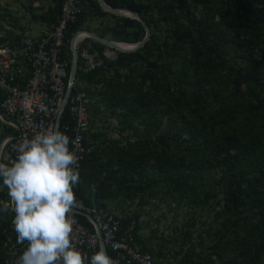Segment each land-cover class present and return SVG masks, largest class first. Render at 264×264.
<instances>
[{
  "label": "trees",
  "instance_id": "1",
  "mask_svg": "<svg viewBox=\"0 0 264 264\" xmlns=\"http://www.w3.org/2000/svg\"><path fill=\"white\" fill-rule=\"evenodd\" d=\"M62 1L57 4L56 11L40 23L41 26L55 22ZM103 1L111 8L119 7L116 0ZM190 1L200 4L206 14H216L219 18L218 26L206 17L197 20L189 17L185 0H176L175 4L155 5L156 14L167 13L161 17L165 26L177 23L176 14H182L187 25L175 29V37L150 36V42H146L125 61L118 53L114 60H103L104 69L87 75L76 71V83L84 85L76 91L92 97L85 86L97 83L100 72L105 69L124 70L131 62L140 60L137 53L143 51L147 44L152 42L156 46L155 54L150 51L145 54L146 59L152 60L147 63L150 67L144 68L142 72L140 84H146V89L141 91V96L136 91L137 83L117 78L114 83L108 82L106 91L95 97V105L90 102L91 106L89 104L88 107L91 126L102 105L111 114L116 112L126 120L145 123L142 131L137 133L133 129L137 135L133 144L124 147L111 144L110 147H104L107 154L102 149L104 134H93L100 149L94 148L84 157L79 173L86 166L92 168L101 165V158L105 157L106 168L114 163L116 173L139 177L137 168L148 163L159 175L158 179L152 177L147 182L149 186L171 178L186 181L200 176L204 179L201 188L205 192L209 177L216 170L219 172L218 182L223 195V211L227 213L222 230L230 236L233 227L229 224L231 217L239 218L241 212L249 209L250 213L243 215L248 221L241 220L243 226L239 229L245 230L248 239L240 245L239 242L234 243L231 237L224 240L226 235H223L219 244L210 246V253L201 262L257 264L264 249V5L259 4L264 3V0H220V12L216 13L218 5L213 11V2L210 0ZM90 6L93 8L90 16H93L94 9L99 6L97 3H91ZM126 8L138 14L149 26L140 7L127 4ZM82 18L79 16L75 23L66 26V40L79 30ZM123 20L135 23V20ZM24 31L25 26L20 32ZM102 38L121 41L116 34ZM90 45L98 54L103 50V46L97 43L91 42ZM162 124L165 126L161 130L159 127ZM129 127L132 128V125ZM150 133H154L153 137ZM122 186L127 190L125 181ZM5 189L0 181V200L5 197ZM139 189V186L135 187V191ZM74 193L85 206L111 209L97 199H85L76 187ZM100 193L104 196L103 189H100ZM206 199L202 197L203 201ZM254 215L258 216L255 225L253 223L248 229L245 228L247 223L252 222L253 217H249ZM118 218L121 226L125 227L127 221L134 217L127 215ZM9 220V213H0V228L5 229L12 240H16L15 230L8 228ZM232 230L238 232L235 227ZM131 234L142 252L148 253L155 263L168 264L160 258H154L142 246L135 226ZM227 245L237 250L233 260L226 258V252L232 250ZM3 258L4 249L0 244V264ZM192 262L186 261L185 264Z\"/></svg>",
  "mask_w": 264,
  "mask_h": 264
},
{
  "label": "rangeland",
  "instance_id": "2",
  "mask_svg": "<svg viewBox=\"0 0 264 264\" xmlns=\"http://www.w3.org/2000/svg\"><path fill=\"white\" fill-rule=\"evenodd\" d=\"M59 1L0 0V34L10 35L14 32H20L25 26V31L28 32V28L30 29V32H28L30 36L37 35L44 29V26H41L40 23L56 11ZM116 1L119 10H128L126 8L127 4L141 8L143 16L149 21L146 42H150V36L175 37L174 30L177 28L179 30V28H184L187 25L182 14H176L177 23L165 26L161 17H165L167 13L156 14L154 10L155 5L175 4L176 0ZM210 1L213 2V6H211L213 11L215 6L218 5L214 13L220 12V0ZM259 4L264 5V3ZM185 6L189 17L194 20L206 17L215 26H218V16L216 14L214 16L206 14L200 4L185 0ZM123 19L130 18L112 15L98 7L94 9L93 16H83L79 22V30H88L98 37L106 38L116 34L121 38V41L116 42L121 43H137L140 41L144 37L141 25L136 21L135 23H126ZM190 30L192 33V28ZM155 48L156 46L152 42L147 44L143 51L137 53L140 60L131 62L128 68L124 70L107 71L105 69L100 72L97 83L85 86L92 95L91 104L95 105L97 100H95V97L104 93L107 89V83L110 81L114 83L117 78H120V81L126 79L133 84L137 83L136 91H139V96H141V91L146 89V84H140L143 77L142 72L144 68L150 67L147 63L152 60V58L146 59L145 54L149 51L155 54ZM135 53L120 52L121 59L125 61ZM99 110V114L95 116L92 123L94 128L99 129L104 134L105 139L102 138L104 141L102 149L106 146H112L111 144L116 145V147L133 144L137 137L133 129H136L139 133L145 126V123L140 124L139 120H126L122 114L116 112L111 114L109 109H104L102 105L99 106ZM147 117L149 118V115ZM129 125H132V128ZM164 126L165 124L160 125L159 129L162 130ZM150 135L153 137L154 133H150ZM104 152L107 154L106 148H104ZM105 161L106 158L102 157L101 165H95L92 168L89 166L84 167L80 173L76 189L85 199L102 201L120 218H125L127 215L134 217L138 241L154 258H160L168 264H185L186 261L191 260L194 261L192 264H218L213 259H211L214 261L212 263L201 262V260L210 253L209 248L211 245L220 243L223 235H226L223 237L224 240L231 237L234 243L239 242L240 245L247 242L248 234L244 229H239L242 221H248V218L243 215L250 213L249 209L241 212L242 215L239 218L236 216L231 217L229 224L233 227L230 229V233H232L230 236L222 230V225L226 224L227 213L223 211V195L218 182L219 172L216 170L209 177V185H207L206 191L203 192L201 185L204 179L200 176L188 178L186 181L171 178V180L161 184L149 186L147 182L152 177L154 179L159 177L150 167V164L147 163L137 168L139 172V177H137L134 174L116 173L115 164L112 163L109 168H106ZM122 181L126 182L127 190L123 189ZM138 186L140 189L135 191V187ZM100 189L104 190V196L100 193ZM202 197L207 199L203 201ZM251 217H253L252 222L244 226L247 229L253 223L255 225L258 219L257 215L249 218ZM234 227L238 229V232L232 230ZM227 247L232 250L226 252V258L233 260L237 256V250L231 245H227ZM257 264H264V249Z\"/></svg>",
  "mask_w": 264,
  "mask_h": 264
},
{
  "label": "built area",
  "instance_id": "3",
  "mask_svg": "<svg viewBox=\"0 0 264 264\" xmlns=\"http://www.w3.org/2000/svg\"><path fill=\"white\" fill-rule=\"evenodd\" d=\"M91 3L97 0H63L55 22L44 25L35 36L28 34L29 28L28 32L0 34V162L10 165L17 156L14 146L48 128L70 138L69 150L78 157V169L88 153L100 149L92 136L100 131L91 126L88 113L91 97L76 91L84 85L77 84L75 76L70 79L72 50L77 55L76 71L83 75L104 69L103 60H114L120 52L93 41L87 30H76L67 40L64 37L67 25L92 14ZM88 41L103 46L101 53L93 51ZM4 195L2 200L8 201L7 189ZM76 198L79 207L72 210L75 224L71 240L86 254L85 264L99 251V241L116 264H157L134 241L133 219L122 227L112 209L85 206ZM8 213V228L13 230L14 213ZM0 244L4 249L2 264H15L27 248V242L17 244L1 228Z\"/></svg>",
  "mask_w": 264,
  "mask_h": 264
},
{
  "label": "clouds",
  "instance_id": "4",
  "mask_svg": "<svg viewBox=\"0 0 264 264\" xmlns=\"http://www.w3.org/2000/svg\"><path fill=\"white\" fill-rule=\"evenodd\" d=\"M69 144L67 135L48 128L14 146L17 156L10 165L0 162V181L9 197L0 200V213H14L16 242H27L15 264H85L86 254L71 240L80 173ZM90 264L116 262L101 250Z\"/></svg>",
  "mask_w": 264,
  "mask_h": 264
},
{
  "label": "water",
  "instance_id": "5",
  "mask_svg": "<svg viewBox=\"0 0 264 264\" xmlns=\"http://www.w3.org/2000/svg\"><path fill=\"white\" fill-rule=\"evenodd\" d=\"M97 3H98V6L104 12L110 13V14L115 15V16L126 17L125 15H123V12H122V11H126L127 13H129L133 17V20L138 22L141 25V27L143 28L144 37L140 41L135 43L133 49L131 51H127V53L136 52L137 50L141 49L144 46V44L147 41V37H148V27L145 24V22L143 21V19L138 14H136L132 11H129V10H119V9L111 8L108 5H106L103 0H97ZM88 35L93 41H96V42L102 44L103 46H106V47L113 49L115 51H118V50H116L113 41H108L102 37H98V36H96L92 33H89V32H88ZM72 43H73V39L71 40V44ZM118 52H120V51H118ZM121 53H123V52H121ZM76 60H77L76 52L74 50H72V61H71V66H70V79L71 80L74 78L75 73H76V64H77ZM98 249H99V251L103 250L104 253L106 254L105 248L100 241L98 244Z\"/></svg>",
  "mask_w": 264,
  "mask_h": 264
},
{
  "label": "bare ground",
  "instance_id": "6",
  "mask_svg": "<svg viewBox=\"0 0 264 264\" xmlns=\"http://www.w3.org/2000/svg\"><path fill=\"white\" fill-rule=\"evenodd\" d=\"M122 12H123V15H125L126 17L133 19V17L126 11H122ZM74 41H75V38L73 39V42ZM114 45H115L116 50L127 53V51H131L133 49L135 43L129 44V43L114 42Z\"/></svg>",
  "mask_w": 264,
  "mask_h": 264
},
{
  "label": "crops",
  "instance_id": "7",
  "mask_svg": "<svg viewBox=\"0 0 264 264\" xmlns=\"http://www.w3.org/2000/svg\"><path fill=\"white\" fill-rule=\"evenodd\" d=\"M88 31V30H87Z\"/></svg>",
  "mask_w": 264,
  "mask_h": 264
}]
</instances>
